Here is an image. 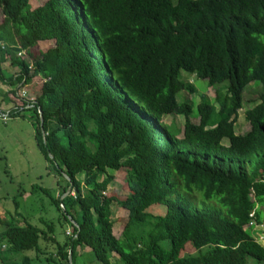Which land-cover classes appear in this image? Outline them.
I'll list each match as a JSON object with an SVG mask.
<instances>
[{
    "label": "trees",
    "instance_id": "16d2710c",
    "mask_svg": "<svg viewBox=\"0 0 264 264\" xmlns=\"http://www.w3.org/2000/svg\"><path fill=\"white\" fill-rule=\"evenodd\" d=\"M33 1L0 0V82L47 80L34 103L18 89L2 111L31 114L66 184L51 201L71 234L61 242L53 223L1 218L0 264H77L87 246L102 264H264L249 229L264 224V0ZM46 41L32 65L18 56ZM8 61L19 68L10 77ZM181 70L216 88L201 97L197 123L193 102L177 100L196 91ZM251 83L260 95L237 134ZM170 114L185 117L182 137ZM123 167L120 200L107 192ZM114 204L127 213L119 237ZM188 244L196 252L182 256Z\"/></svg>",
    "mask_w": 264,
    "mask_h": 264
},
{
    "label": "rangeland",
    "instance_id": "374dc122",
    "mask_svg": "<svg viewBox=\"0 0 264 264\" xmlns=\"http://www.w3.org/2000/svg\"><path fill=\"white\" fill-rule=\"evenodd\" d=\"M46 0H36L32 2V7L36 8ZM25 60L27 56H21ZM31 63V62H30ZM181 80L192 82L196 88L194 94L180 92L177 95L178 102L190 99L194 104L191 115L193 122H199L197 105L203 95L214 99L216 88L209 86L206 80L199 79L194 75L187 74L184 70L180 72ZM260 95V85L251 83L244 94V107L239 111L236 120L235 130L237 134H244L250 129V124L245 119V111L256 103ZM25 116L10 118L6 123L0 118V219H16L22 225L26 221L45 227L46 223H53L55 226V237L59 241L65 240L70 236L71 228L64 219L61 211L52 204V197H57L61 183L66 185L63 178L55 172L54 168L47 161L37 145L35 138V127L30 113L25 111ZM174 131H180L183 135L185 117L177 114H170L164 120ZM225 140V144H227ZM116 179L111 184L107 192L109 196H116L123 200L129 194L126 183V168L114 172ZM36 186L37 189H33ZM46 192H45V191ZM18 203V212L15 207ZM155 214H165L166 208L162 205H155L150 208ZM126 210L114 204L113 220L114 234L119 237L124 229L126 222ZM44 222V223H43ZM1 228V222H0ZM261 244L264 245L263 242ZM29 246V245H27ZM21 247V245H20ZM90 247L79 248L78 253L81 257L77 258V264H102L94 260V255ZM196 250L188 244L182 252L183 255L194 254ZM28 254L34 255L33 252ZM70 258V257H69ZM247 264H260L253 258L247 259Z\"/></svg>",
    "mask_w": 264,
    "mask_h": 264
},
{
    "label": "crops",
    "instance_id": "0c3cea01",
    "mask_svg": "<svg viewBox=\"0 0 264 264\" xmlns=\"http://www.w3.org/2000/svg\"><path fill=\"white\" fill-rule=\"evenodd\" d=\"M0 46L4 47L5 45L0 42ZM14 46V44L12 45ZM52 47L51 42H39L35 47L31 48L29 50L30 53H28L26 50H22L21 53H23L27 56V59L29 58L30 61H28L31 65L34 63V58L39 56L42 52H46L48 49ZM20 54V53H19ZM18 54V56H20ZM24 59V58H23ZM27 61V60H26ZM4 70L6 71L8 77L14 75V73L19 72V68H17L14 65H11L10 62H5L4 65ZM46 78H43L41 76H37L33 78L32 81L29 83H24L20 85V83H11L10 81L8 82H0V109H3L5 111H10L14 106L15 102L12 101L10 95L11 91H17L20 92L21 90H26L28 95L33 98V100H36L38 95L41 92L42 85L46 81ZM250 233L253 236V232L250 229ZM261 243V242H260ZM263 245V244H262Z\"/></svg>",
    "mask_w": 264,
    "mask_h": 264
},
{
    "label": "built area",
    "instance_id": "2783aa9c",
    "mask_svg": "<svg viewBox=\"0 0 264 264\" xmlns=\"http://www.w3.org/2000/svg\"><path fill=\"white\" fill-rule=\"evenodd\" d=\"M20 56H22V53L19 54ZM25 82V80H23V83ZM22 83V84H23ZM21 84V85H22ZM18 95L21 98H24L26 100L31 101L32 103L35 102V100H33V98H31L26 90H21L20 92H18ZM0 118L3 121H7L9 119V114L8 112H3L2 109H0ZM251 216L253 217V214H251ZM249 229L252 230L253 232V237L255 238L256 241L258 242H263L264 243V224L260 223L258 224L255 220H252L249 224Z\"/></svg>",
    "mask_w": 264,
    "mask_h": 264
},
{
    "label": "water",
    "instance_id": "95a60500",
    "mask_svg": "<svg viewBox=\"0 0 264 264\" xmlns=\"http://www.w3.org/2000/svg\"><path fill=\"white\" fill-rule=\"evenodd\" d=\"M71 189H72V185H70V188L68 189V192H71ZM75 224V223H74ZM71 258H72V255H71V253H70V260H71Z\"/></svg>",
    "mask_w": 264,
    "mask_h": 264
}]
</instances>
